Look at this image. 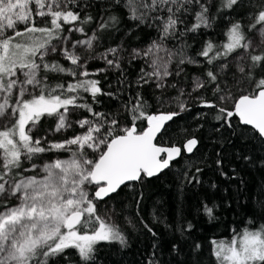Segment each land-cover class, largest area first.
<instances>
[{"label": "snow or ice", "instance_id": "1", "mask_svg": "<svg viewBox=\"0 0 264 264\" xmlns=\"http://www.w3.org/2000/svg\"><path fill=\"white\" fill-rule=\"evenodd\" d=\"M217 19L226 39L192 51ZM206 140L252 146L237 155L264 170V0H0V264H101L100 245L131 247L113 202L151 236L146 264H202L185 189L206 169L237 175ZM162 176L177 203L167 240L138 190ZM257 215L264 189L251 228L209 241L215 264H264Z\"/></svg>", "mask_w": 264, "mask_h": 264}, {"label": "trees", "instance_id": "2", "mask_svg": "<svg viewBox=\"0 0 264 264\" xmlns=\"http://www.w3.org/2000/svg\"><path fill=\"white\" fill-rule=\"evenodd\" d=\"M125 23L130 22L125 21ZM226 25V20L217 19L213 27L207 30L206 33L201 30V33L196 35L195 38L190 36V43L193 44L192 51H195L206 38H212L216 42L225 40ZM147 39L149 37L142 32L140 41H136V43ZM192 71L193 69L190 66L189 72ZM180 124L182 127H188L189 125L195 127V121L190 117L182 120ZM45 128H47V125H45ZM250 147L252 146H245L237 140L233 144H226L223 148L218 145L214 148L210 142L204 141V147L201 151H206L209 154V162L211 163V160L214 159L212 155L214 151H220L224 159V170L229 171L230 168H234L237 175L236 179L226 180L220 177L218 172L206 169L201 177L203 186L193 185L185 189L184 220L182 222L191 221L196 226L192 235L203 245L202 264H215L209 243L211 239H229L234 234L233 229L242 231L245 227H252L248 221L252 219L251 211L256 209L257 201L261 198V190L264 189V170L248 166L237 155L238 153L242 155L248 152ZM56 155L60 154L57 153ZM68 155L64 154V156ZM213 182L217 184L215 190L209 188V185ZM138 190L143 193L140 215L145 220H151L154 213L159 218L154 227L161 233L164 240L170 239V234L164 225L165 223L174 224L177 206L176 191L172 185L171 177L162 176L159 180L147 182ZM120 200L127 201L130 204L133 203L128 196L122 195ZM113 203H116V210L120 212L119 217L123 218L128 215L134 223H137L134 210L121 211L120 203ZM204 203H208L210 207L223 204L222 207L215 209L217 217L215 220H210L204 213ZM228 203L232 205L230 209L227 207ZM241 204L244 205L243 208ZM255 220L257 226L264 224V219H261L259 215L255 217ZM121 227L124 228L125 234L129 236L131 247L121 250L118 244L100 245L98 258L101 264H146V260L150 256L151 236L141 229L138 223L136 229L128 224H123ZM170 258L166 252L161 257L165 261Z\"/></svg>", "mask_w": 264, "mask_h": 264}, {"label": "rangeland", "instance_id": "3", "mask_svg": "<svg viewBox=\"0 0 264 264\" xmlns=\"http://www.w3.org/2000/svg\"><path fill=\"white\" fill-rule=\"evenodd\" d=\"M67 134H68V133H65V135H67ZM54 136H55L56 138H59V137H60V134H59V133H55ZM66 157H67V156H64V157H62V158H66ZM113 219H114L117 223H119L120 225L126 224V223L124 222V220H123L122 217L114 216Z\"/></svg>", "mask_w": 264, "mask_h": 264}]
</instances>
